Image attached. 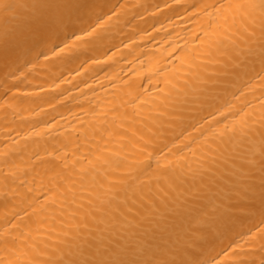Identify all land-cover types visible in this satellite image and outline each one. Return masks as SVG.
I'll list each match as a JSON object with an SVG mask.
<instances>
[{"label": "bare ground", "instance_id": "1", "mask_svg": "<svg viewBox=\"0 0 264 264\" xmlns=\"http://www.w3.org/2000/svg\"><path fill=\"white\" fill-rule=\"evenodd\" d=\"M0 264H264V0H0Z\"/></svg>", "mask_w": 264, "mask_h": 264}]
</instances>
